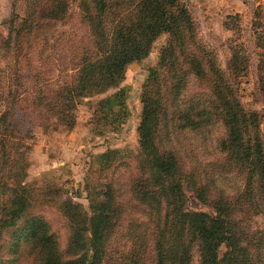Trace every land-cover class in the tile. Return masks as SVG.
<instances>
[{
    "label": "trees",
    "instance_id": "1",
    "mask_svg": "<svg viewBox=\"0 0 264 264\" xmlns=\"http://www.w3.org/2000/svg\"><path fill=\"white\" fill-rule=\"evenodd\" d=\"M63 2L35 0L39 18L30 13L19 17L10 37L0 36V54L13 65L16 85L25 77L19 68L24 50L36 35L46 43L38 62L47 64L45 52L53 47L46 36L58 25L53 19L67 12ZM83 2L91 46L82 47L76 56V80L56 91L55 80L30 70L35 75L33 101L46 112L61 109L63 117H58L68 122L75 99L118 85L127 65L147 56L159 36L168 34L144 86L138 126L141 152L134 174L129 170L127 178L118 175L119 184L108 182L104 199L89 216L82 205L63 204L61 213L69 226L64 251L50 226L36 217L17 234L27 232L34 238L30 248L40 264H191L196 255L199 264H264L262 245L247 243L245 230L250 212H264V130L261 117L246 111L236 93L241 71L231 62L228 71L221 68L180 0ZM17 114L15 108L4 114L0 135L6 139H0L1 144H15L18 137L9 132ZM218 129L223 131L219 137ZM210 157L216 162L208 161ZM24 172L15 158L0 163V210L5 212L1 223L8 226L31 209L33 191L25 187ZM183 181L200 201L212 204L215 216L182 211ZM223 246L227 251L221 254Z\"/></svg>",
    "mask_w": 264,
    "mask_h": 264
},
{
    "label": "rangeland",
    "instance_id": "2",
    "mask_svg": "<svg viewBox=\"0 0 264 264\" xmlns=\"http://www.w3.org/2000/svg\"><path fill=\"white\" fill-rule=\"evenodd\" d=\"M34 1L0 0V36L4 40L10 37L12 23L19 22V17L25 19L30 13L31 17L39 18L40 10L33 9L37 4L32 3ZM63 1L64 7L67 6L64 15L53 19L46 14V19H53L58 25L50 37L46 36L53 49L45 52V66L38 62L39 52L46 45H42L45 40L40 35H36L32 45L24 50L19 68L25 77H20L17 85L13 65L0 54V134L4 128V114L14 108L18 112L14 128L9 132L12 135L15 131L18 138L14 139L13 147L6 142L0 143V163L11 162V158L18 160L25 167V187L33 191L31 209L14 226L1 223L5 212L0 210V264H40L35 250L30 248L34 238L27 232L17 234L19 229L26 230L30 221L36 219L50 226L58 247L64 251L69 243V226L61 213L63 204L82 205L89 216L97 202L104 199L108 182L119 184L118 175L124 173L122 176L127 178L129 170L134 174L141 152L138 126L144 105V86L150 71L158 65L160 49L168 34L159 36L147 56L127 65L118 85L104 91H89L75 99L68 112L71 120L66 122L58 117L62 116L58 112L61 113V109L46 112L35 106V75L30 71L37 70L55 80L56 91L77 78L76 56L82 47L91 46L90 31L83 18V0ZM180 1L196 23L198 37L217 56L221 68L228 71L231 62L241 71L235 84L236 93L246 111L256 112L261 117L264 130V0ZM47 55H50L49 59ZM236 56L242 58L241 61ZM195 87L193 85L191 89L195 90ZM120 91H123L121 97L118 96ZM222 133L218 129L216 136ZM0 136V139H6V135ZM15 152L17 155L12 157ZM202 155L206 153L202 152ZM215 159L210 157L208 161L216 162ZM8 169L7 166L6 173ZM182 188L185 195L183 212L216 215L212 204L200 201L190 184L183 181ZM2 193L4 196V191ZM248 217L247 243L254 247L261 244L264 256V212L253 211ZM117 241L113 247H117ZM226 251L225 246L221 247V254ZM191 264H199L197 255Z\"/></svg>",
    "mask_w": 264,
    "mask_h": 264
}]
</instances>
